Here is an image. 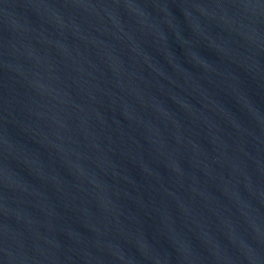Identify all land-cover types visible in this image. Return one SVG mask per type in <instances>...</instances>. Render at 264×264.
Masks as SVG:
<instances>
[{"label":"water","instance_id":"water-1","mask_svg":"<svg viewBox=\"0 0 264 264\" xmlns=\"http://www.w3.org/2000/svg\"><path fill=\"white\" fill-rule=\"evenodd\" d=\"M0 264H264V0H0Z\"/></svg>","mask_w":264,"mask_h":264}]
</instances>
